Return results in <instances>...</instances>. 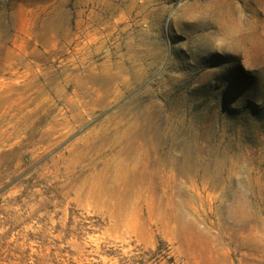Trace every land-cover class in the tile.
Returning a JSON list of instances; mask_svg holds the SVG:
<instances>
[{"label": "rangeland", "instance_id": "obj_1", "mask_svg": "<svg viewBox=\"0 0 264 264\" xmlns=\"http://www.w3.org/2000/svg\"><path fill=\"white\" fill-rule=\"evenodd\" d=\"M0 264H264V0H0Z\"/></svg>", "mask_w": 264, "mask_h": 264}, {"label": "bare ground", "instance_id": "obj_2", "mask_svg": "<svg viewBox=\"0 0 264 264\" xmlns=\"http://www.w3.org/2000/svg\"><path fill=\"white\" fill-rule=\"evenodd\" d=\"M85 42L86 41H84V43ZM93 69H94V67H93ZM93 69L92 68H86L85 72L83 73V77L88 78V80H92L94 82L98 81V82H102V83H108L113 79L112 75H105L104 73L101 72V70L95 71Z\"/></svg>", "mask_w": 264, "mask_h": 264}]
</instances>
